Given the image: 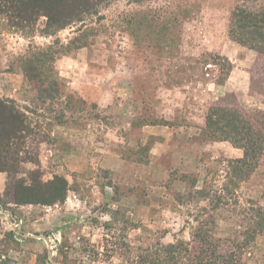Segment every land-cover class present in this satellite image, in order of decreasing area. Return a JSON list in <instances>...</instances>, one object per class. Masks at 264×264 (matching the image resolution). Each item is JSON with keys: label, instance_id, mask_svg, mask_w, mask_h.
I'll return each mask as SVG.
<instances>
[{"label": "rangeland", "instance_id": "rangeland-1", "mask_svg": "<svg viewBox=\"0 0 264 264\" xmlns=\"http://www.w3.org/2000/svg\"><path fill=\"white\" fill-rule=\"evenodd\" d=\"M240 3L108 0L52 35L0 12V98L26 118L0 205L60 233L49 255L0 223V264H264V54L229 35ZM31 54L46 87L22 71ZM211 109L240 117L235 136L207 135ZM56 178L62 200L12 202L18 181L49 199Z\"/></svg>", "mask_w": 264, "mask_h": 264}, {"label": "trees", "instance_id": "trees-1", "mask_svg": "<svg viewBox=\"0 0 264 264\" xmlns=\"http://www.w3.org/2000/svg\"><path fill=\"white\" fill-rule=\"evenodd\" d=\"M108 0H0V12L8 15L9 26L20 29L21 31H31L39 17H45V25L42 29L43 34L52 35L66 28L74 22L83 21L84 16L96 15V8ZM257 1V0H253ZM264 2V0H261ZM250 0H241L231 13L229 35L233 41L264 54V3L258 7L247 5ZM57 45L58 53L65 55L70 48ZM71 44V43H70ZM77 49V47H74ZM57 53V52H56ZM45 56H43L44 58ZM45 59V58H44ZM48 60V57H46ZM43 60L39 55H30L29 59L23 64L22 71L30 80H36L40 87H46L42 78L46 74L42 71ZM36 73L32 76L30 72ZM228 109H211L206 118V132L213 140L219 134L228 133L235 136L240 117ZM26 118L14 106V103L0 98V172L11 173L15 171V158L17 153L12 149L11 141L23 139L26 133ZM242 122L240 125H244ZM240 126V127H241ZM247 132V127L242 126ZM240 133H244L242 130ZM223 141V139H218ZM14 145V144H13ZM245 156L248 154L246 147H242ZM13 158L12 161L9 159ZM32 185H25L18 181L12 186V202L14 204H42L50 205L63 199L66 192V183L63 179L52 180L51 185L45 187L49 191L50 198L30 197L33 189L38 187L35 179H31ZM57 183V185H56ZM16 206V205H15Z\"/></svg>", "mask_w": 264, "mask_h": 264}, {"label": "built area", "instance_id": "built-area-1", "mask_svg": "<svg viewBox=\"0 0 264 264\" xmlns=\"http://www.w3.org/2000/svg\"><path fill=\"white\" fill-rule=\"evenodd\" d=\"M0 223L6 225V228L11 233L16 241L21 239L33 238L34 240L42 241L44 243L48 254L53 255L58 244L60 243V233H51L45 236L33 235L23 231V218L17 213L13 212L9 207L0 205Z\"/></svg>", "mask_w": 264, "mask_h": 264}, {"label": "crops", "instance_id": "crops-1", "mask_svg": "<svg viewBox=\"0 0 264 264\" xmlns=\"http://www.w3.org/2000/svg\"><path fill=\"white\" fill-rule=\"evenodd\" d=\"M221 54H223V55H225V56H228L229 54H227V53H225L224 51L221 53ZM209 146V145H208ZM206 148V147H205ZM49 259V258H48Z\"/></svg>", "mask_w": 264, "mask_h": 264}]
</instances>
